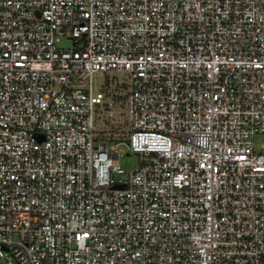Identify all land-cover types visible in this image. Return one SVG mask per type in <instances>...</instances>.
I'll use <instances>...</instances> for the list:
<instances>
[{"label":"built area","instance_id":"obj_1","mask_svg":"<svg viewBox=\"0 0 264 264\" xmlns=\"http://www.w3.org/2000/svg\"><path fill=\"white\" fill-rule=\"evenodd\" d=\"M0 264H264V0H0Z\"/></svg>","mask_w":264,"mask_h":264},{"label":"rangeland","instance_id":"obj_2","mask_svg":"<svg viewBox=\"0 0 264 264\" xmlns=\"http://www.w3.org/2000/svg\"><path fill=\"white\" fill-rule=\"evenodd\" d=\"M60 43L62 45H71L72 41L69 38L66 39H61ZM104 75H102L99 72H96L93 74V83L96 87L99 86V84L101 83V81L103 80ZM111 131L113 132L114 130L111 129ZM118 132V131H117ZM113 135V133H112ZM119 135H122L119 134ZM108 144H114L116 149H118L120 152H122V154L119 155L118 159L121 163V165L127 169H130L132 167L135 166V154L133 152L129 151V146L127 143V139L125 137L122 136H105Z\"/></svg>","mask_w":264,"mask_h":264}]
</instances>
